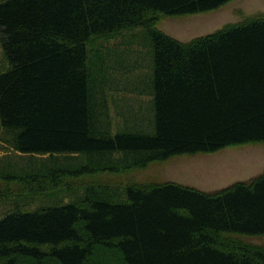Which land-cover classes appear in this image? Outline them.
Returning <instances> with one entry per match:
<instances>
[{"label": "trees", "instance_id": "1", "mask_svg": "<svg viewBox=\"0 0 264 264\" xmlns=\"http://www.w3.org/2000/svg\"><path fill=\"white\" fill-rule=\"evenodd\" d=\"M228 1L0 0V142L21 155L83 154L95 171L121 152L131 168L264 141V14L188 42L153 26L156 14ZM139 26L153 49L143 94L155 119L112 133L89 43ZM28 164L0 157V197L13 181L34 194L80 188L51 185L64 169ZM90 184L80 198L0 216V264H264V246L236 238L264 234V172L209 192L165 181L114 197Z\"/></svg>", "mask_w": 264, "mask_h": 264}, {"label": "rangeland", "instance_id": "2", "mask_svg": "<svg viewBox=\"0 0 264 264\" xmlns=\"http://www.w3.org/2000/svg\"><path fill=\"white\" fill-rule=\"evenodd\" d=\"M261 13L264 14V0H230L217 8L197 13L156 14L153 26L180 41L188 42L216 32L229 23L257 17ZM89 50L92 76L100 78L104 84L102 98H106L112 133L126 126L128 129L135 126L143 129L152 127L155 119L152 94L150 97L147 92H143L149 88L153 71V49L144 28H126L92 39ZM124 155L122 152L116 153L113 160L97 166L98 170L84 171L82 167L87 164V160L83 154L58 155L55 159L48 154L21 155L0 142V157L9 156L18 166L30 163L28 165L39 169L52 166L66 170V175L51 181V185L80 184L76 192L53 195V191L47 194L23 192L18 188V183L13 181L9 188L4 185L2 190L8 194L0 197V216L18 207L35 209L80 198L86 189L83 184L94 183L96 190L114 197L122 195L131 183L165 181L209 192L237 181L249 180L264 172V141L231 145L213 152L172 155L151 160L143 167L125 168ZM127 157L129 160L136 158ZM236 238L247 245L264 246V234L240 235ZM114 256L113 253L107 257L111 259Z\"/></svg>", "mask_w": 264, "mask_h": 264}]
</instances>
